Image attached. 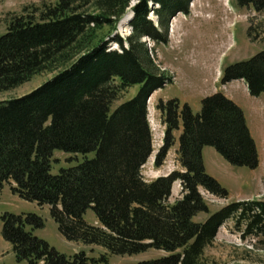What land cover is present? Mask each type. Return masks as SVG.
I'll use <instances>...</instances> for the list:
<instances>
[{"label": "trees", "instance_id": "trees-1", "mask_svg": "<svg viewBox=\"0 0 264 264\" xmlns=\"http://www.w3.org/2000/svg\"><path fill=\"white\" fill-rule=\"evenodd\" d=\"M192 1L56 0L8 16L0 35V93L36 74L58 71L32 91L0 101V192L8 185L21 199L48 205L66 240L105 250L97 258L82 249L66 256L33 233L44 225L39 215L4 212L1 235L14 260L106 264L111 255L156 249L164 255L138 264H202L205 249L228 219L242 238L264 236V200L233 201L195 220L210 212L200 188L228 197L206 172L204 147L212 146L235 166L253 169L259 163L246 115L223 93L203 97L198 112L176 97L159 99L164 131L154 165L160 166L177 142L181 170L149 181L141 173L153 151L148 98L172 83L143 38L166 44L171 19L188 15ZM235 2L264 11V0ZM125 15L131 30L123 38L116 30ZM247 34L251 37V28ZM112 41L117 49L109 48ZM237 79L249 94L264 95V49L222 68L221 84ZM134 85L136 93L112 109ZM55 150L83 158L52 173ZM175 181L180 196L170 202ZM88 209L97 224L84 220Z\"/></svg>", "mask_w": 264, "mask_h": 264}, {"label": "rangeland", "instance_id": "rangeland-1", "mask_svg": "<svg viewBox=\"0 0 264 264\" xmlns=\"http://www.w3.org/2000/svg\"><path fill=\"white\" fill-rule=\"evenodd\" d=\"M42 2L54 3L56 0H0V35L5 31L8 16L21 13L24 6L39 5ZM190 9L188 15L179 13L171 19L166 44H155L149 38H143L152 49L155 63L172 75V83L155 90L148 99L153 151L141 168L142 176L149 181L173 170H181L177 160V142L171 146L162 164L158 167L154 165L164 130L161 113L156 109L159 99L176 97L182 103L187 102L194 112H198L201 99L219 91L243 109L251 134L259 148V163L253 169L230 164L212 146L204 148L206 172L227 190L228 197L219 198L200 188L210 211L197 215L195 220L201 222L227 203L264 200V95L249 94L240 79L225 84H221L219 80L222 67L245 60L264 49V11L238 7L235 0H193ZM121 22L122 20L116 32L126 38L131 28L129 22ZM248 28H251V37H248ZM109 48L117 49L118 46L112 41ZM57 71L58 69L34 75L29 81L0 93V101L32 91ZM137 88L138 86L134 85L124 91L113 102L112 109L132 97ZM175 136H178V132ZM87 156L92 157L93 152ZM82 158L80 154L55 150L51 171L56 173L61 167L72 166ZM180 190L179 182H175L172 185L170 202L179 196ZM4 212L39 215L44 225L39 230H33V233L66 256L81 249L94 258L105 254V250L99 246H87L66 240L59 232L57 223L51 218L48 205L40 206L34 201L21 199L10 191L8 185L0 192V214ZM83 217L87 223L97 224L91 209H88ZM164 253L161 250L149 249L130 256L111 255L106 264H138L139 261L163 256ZM14 259L10 244L2 238L0 227V264H27L25 261L18 262ZM202 264H264V236L242 238L239 229L235 227L234 219H228L219 228L213 242L205 249Z\"/></svg>", "mask_w": 264, "mask_h": 264}, {"label": "crops", "instance_id": "crops-1", "mask_svg": "<svg viewBox=\"0 0 264 264\" xmlns=\"http://www.w3.org/2000/svg\"><path fill=\"white\" fill-rule=\"evenodd\" d=\"M244 112V111H243ZM245 114V113H244ZM245 118H246V122H247V125H248V119H247V115L245 116ZM248 127H249V125H248ZM249 130H250V133H251V129H250V127H249ZM252 135V134H251ZM256 147H257V150L259 151V148H258V146L256 145ZM205 148V147H204ZM204 148H203V158H205L204 157V152H205V150H204ZM259 154V153H258ZM204 160V159H203Z\"/></svg>", "mask_w": 264, "mask_h": 264}, {"label": "bare ground", "instance_id": "bare-ground-1", "mask_svg": "<svg viewBox=\"0 0 264 264\" xmlns=\"http://www.w3.org/2000/svg\"><path fill=\"white\" fill-rule=\"evenodd\" d=\"M129 21V16H125L123 19H122V22L121 23H123V22H128Z\"/></svg>", "mask_w": 264, "mask_h": 264}]
</instances>
